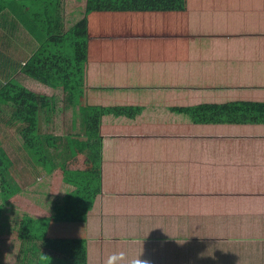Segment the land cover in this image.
I'll return each mask as SVG.
<instances>
[{
  "label": "crops",
  "instance_id": "obj_1",
  "mask_svg": "<svg viewBox=\"0 0 264 264\" xmlns=\"http://www.w3.org/2000/svg\"><path fill=\"white\" fill-rule=\"evenodd\" d=\"M85 3L64 0L62 16L76 13L79 20ZM39 46L22 14L5 7L0 86L17 80L39 100L50 99V110H38L37 134L66 136L70 143L64 154L48 149L54 165L42 177L49 188L35 189L36 206L27 198L39 233L18 236L20 264H71L43 246L50 238L46 220L56 226L52 239L85 240L88 264H105L120 252L150 264H264V123H195L183 111L264 103V0L91 11L82 105L112 112L98 138H69L79 114L71 89L27 68ZM123 110L131 117L120 115ZM0 115L1 152L7 157L8 148L20 146L14 167L30 168L11 112ZM16 195L2 211L3 226L18 208ZM3 253L0 264H7Z\"/></svg>",
  "mask_w": 264,
  "mask_h": 264
},
{
  "label": "trees",
  "instance_id": "obj_2",
  "mask_svg": "<svg viewBox=\"0 0 264 264\" xmlns=\"http://www.w3.org/2000/svg\"><path fill=\"white\" fill-rule=\"evenodd\" d=\"M8 6L22 14V22L41 42V46L27 62L28 70L46 81L71 89L72 106L79 112L74 121L76 129L69 137L73 139V136L101 137L102 119L112 113L107 108L82 105L84 68L88 52V14L93 10H183L185 0H86L83 16L67 30L64 28L62 16L64 0H0V12ZM44 105H49L47 108L50 110V99L39 100L36 93L16 80H10L0 86V111L11 112V118L16 122L15 134L21 143L36 150L41 147L46 157L49 148L64 154L66 148L70 149L66 136L37 134L38 110ZM183 111L191 115L195 123H264L263 102L211 104ZM119 114L123 115L124 110ZM125 117L130 118L131 113ZM0 119H3V115H0ZM79 122H82L80 130L77 129ZM2 141L0 138V146ZM1 151L0 148V233H3L1 214L12 205L10 199L16 195L17 188L10 179V171ZM50 165L53 167L54 163ZM93 171L94 174L100 173L97 168ZM23 231L21 227L18 235L21 239L29 238L30 233L34 235L33 233L37 232L30 230L28 225H24ZM42 244L47 249L67 257L71 264H88L86 242L83 239L44 238ZM4 245L5 242H2V249Z\"/></svg>",
  "mask_w": 264,
  "mask_h": 264
},
{
  "label": "rangeland",
  "instance_id": "obj_3",
  "mask_svg": "<svg viewBox=\"0 0 264 264\" xmlns=\"http://www.w3.org/2000/svg\"><path fill=\"white\" fill-rule=\"evenodd\" d=\"M79 3L80 2H76L73 3L72 5H76L79 8ZM76 14V13H75ZM75 14H71V15H66L65 17H63V22L66 25V27H68V25L72 22L74 23L76 21L75 19ZM71 23V24H72ZM17 81V80H16ZM19 82V81H18ZM63 102V101H62ZM40 127H38L39 129ZM2 130V128H0V131ZM14 132L16 133L17 130H14ZM40 133H44V131H39ZM66 133H68L67 131H61V134L65 135ZM17 134V133H16ZM12 144H19L18 141L13 140L12 139ZM23 147V146H22ZM20 146H16L13 148H8V150H6V152H4L5 154H10V155H6L7 157H5L6 159V163L8 165V171H10V179L13 182V185L17 188V190L19 192H17V195L19 198L16 199V203L18 201H20L17 205L18 208L14 214L13 217V213L12 215H7L4 220V227H2L4 230L2 231L4 233H0V252L3 253L4 258H6L7 264H20L19 259H18V254L20 251V244L21 241L18 239V235H19V231L22 227V232H24V225H28L29 229L32 231H39V229H37V217L36 214L34 213V211L31 209L32 208V204H29L30 201L28 202L27 198L30 199L35 205V199L38 198V195H36V193L34 191L40 189L41 187H43L44 189H48L49 188V184L48 181H46L42 176L44 174H46V172H48L49 168H50V164H52L54 162V160L51 158H47L45 157V159L43 158V154L41 153L40 150H36L35 148H28L27 146L22 148V151L25 152L26 157L29 159L30 162H28V166L31 168H28L27 166L22 165V162H15V164L17 165L18 163L20 165H17V167H14V161H13V154L20 152ZM31 151H33V153H31ZM47 163H46V161ZM48 164V165H47ZM8 175V174H7ZM36 189V190H35ZM22 191L23 195L26 196L24 200H22ZM42 199L45 198L44 195H42L41 197ZM0 202H1V196H0ZM28 204V205H27ZM24 206V208H23ZM36 206V205H35ZM5 211V210H3ZM7 213V211H5ZM48 220L44 221L46 222L47 226H48V232L46 231V236L52 238L51 236L53 235L56 226H54L53 224H49L47 223ZM3 225V224H2ZM65 231H67V229L65 228H61ZM18 231V232H17ZM39 233V232H37ZM66 233V232H65ZM4 236V237H3ZM2 238H4L5 241V245H4V249H2ZM8 242H10V245H8ZM11 247L12 252L8 255V257L5 256L6 253V248ZM14 250V252H13ZM3 262V261H2ZM1 262V264H2Z\"/></svg>",
  "mask_w": 264,
  "mask_h": 264
},
{
  "label": "clouds",
  "instance_id": "obj_4",
  "mask_svg": "<svg viewBox=\"0 0 264 264\" xmlns=\"http://www.w3.org/2000/svg\"><path fill=\"white\" fill-rule=\"evenodd\" d=\"M105 264H150V262L147 259H142L141 256L127 260L125 254L120 252L110 255Z\"/></svg>",
  "mask_w": 264,
  "mask_h": 264
}]
</instances>
